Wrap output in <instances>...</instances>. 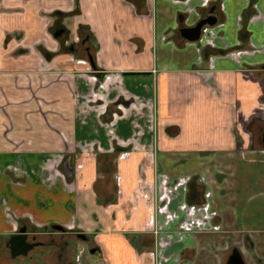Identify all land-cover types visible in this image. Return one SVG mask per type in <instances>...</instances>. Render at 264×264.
Returning <instances> with one entry per match:
<instances>
[{"label": "crops", "instance_id": "1", "mask_svg": "<svg viewBox=\"0 0 264 264\" xmlns=\"http://www.w3.org/2000/svg\"><path fill=\"white\" fill-rule=\"evenodd\" d=\"M210 4L217 25L200 42L183 40L181 17L191 27ZM76 5L67 28L89 36L95 67L83 55L27 73L12 49L43 37V12ZM0 7L13 12H0V264H10L7 241L20 225L35 233L45 264H69L76 233L94 244L87 264H226L232 248L264 264V148L237 126L264 119L255 77L264 70V0ZM205 46L218 51L208 65Z\"/></svg>", "mask_w": 264, "mask_h": 264}, {"label": "flooded vegetation", "instance_id": "2", "mask_svg": "<svg viewBox=\"0 0 264 264\" xmlns=\"http://www.w3.org/2000/svg\"><path fill=\"white\" fill-rule=\"evenodd\" d=\"M26 1H30V0H26ZM0 2H1V0H0ZM210 10H213V15H215L217 7L214 4H210L208 6V8L200 15V18L198 20L208 17L210 15ZM78 11H79V7H78V5H76L75 8L72 10V12L62 11L60 9H56V10L54 9L51 12H43V16L47 19V23L43 28V35H44L43 37H49V39L53 40L55 42V44L57 43L56 44L57 49L55 48L53 50L48 51L46 48H48L49 46L47 45L46 40L43 37H40L33 44L30 45V47H29L30 51L29 52L27 50H25L26 45L25 46H18V47H14L12 49L13 55L18 54V55L25 56L27 54H30L32 52L31 50H33L37 55L42 56L45 59V61H48V62L52 61L54 58L62 57L64 54L67 55V54H75V53L76 54L82 53L84 56L88 57V59H89V57L92 55H90V53H89V48L85 46L86 43L88 42L89 36L82 31L81 32L76 31L77 32L76 33V32L70 31L67 28L68 19L78 15L79 14ZM0 12L1 13H13L12 9H7V8H3V7H0ZM181 19H182V23H181V26L179 27V29L181 27H187L183 24V23H185V17L182 16ZM215 25H217V24L215 23ZM214 26H212V27H214ZM212 27H207L206 29H210ZM71 34H72V39L70 38ZM203 34H204V32H203ZM203 34H202L201 38L204 36ZM23 36H24V34L22 32H21L20 36H16V37H14V35H12V34H8L6 36L4 42H3L4 49H9L12 41L13 42L21 41V39H23ZM201 38H200V40H201ZM200 40L197 42H200ZM64 41L67 42L66 47L63 45ZM197 42H195V43H197ZM11 46H12V44H11ZM245 47H246L245 45L241 44L238 47H236V46L233 48L231 47V49H229V50L241 51ZM63 51L65 53H63ZM217 52H218L217 48H210L209 46H205L203 48V53L205 55L204 58L207 59L206 60L207 65H208L209 57H211L213 54H216ZM60 55H62V56H60ZM255 77L262 80L263 88H264V70L257 69V74L255 75ZM261 101H262L261 103L264 104V98H261ZM132 103H133L132 100L124 102L121 99H118L115 102V105L118 107L122 106V104L129 106ZM241 128L249 135L252 146L256 145V146H260V147L264 148V119H262L258 116H254L245 124V126L242 125ZM235 133H237V131H235ZM123 151H125V150H123ZM204 190L207 191V188H205ZM203 206H204V204L196 205L197 208H201ZM213 216L215 217L214 219H216L217 215H213ZM217 225L218 226L217 227L215 226V228L219 227V223ZM23 227H26V233L28 235L27 241L29 243H35L36 246L39 245V243H37V241H36V238L34 235L35 233L32 234L31 237H29L30 231L28 230L27 225H20L19 228H17L16 232L18 233L19 230ZM215 230H217V229H215ZM32 232H35V231H32ZM17 233H15V234H17ZM81 235H84V234L83 233H76L77 239H80L79 241L83 242V243L87 242L88 248H89V253H91V250L94 249V244L92 242H89V239L85 235L84 236L86 239H83L81 237ZM81 248L82 249L79 252L84 251L82 246H81ZM235 249L236 248H232L230 250L228 256L226 257V261H225L226 264L230 261L229 257H230V255H232V253ZM239 253H240V251H239ZM80 255H81V253H79L78 256H80ZM242 259H243V257H242ZM79 262H80V259H76V263L79 264ZM243 262H244V264H246L244 259H243Z\"/></svg>", "mask_w": 264, "mask_h": 264}, {"label": "rangeland", "instance_id": "3", "mask_svg": "<svg viewBox=\"0 0 264 264\" xmlns=\"http://www.w3.org/2000/svg\"><path fill=\"white\" fill-rule=\"evenodd\" d=\"M164 11H165L164 8H162L160 10V14L162 16H163ZM160 19H165V17L160 18ZM192 19H194V18H192ZM205 30L206 29H204L203 31L205 32ZM70 38L72 39V34L70 35ZM44 39L46 40V43L49 46L48 48L45 47L48 51L49 50H53V49L56 48V44L57 43L55 44V42L53 40L49 39V37H44ZM63 45L66 47L67 46V42L64 41L63 42ZM29 47H30V44L27 43L26 46H25V50H27L28 52L30 51L29 50ZM31 51L32 52L30 54H27V55L24 56L25 57L24 58L25 59L24 62H25L26 67H27V70H26L27 73L33 72L31 70L32 68L33 69H37V70H39V68H42V69L46 68V70H50V69L58 70V69H61L62 66L65 68L64 63H65L66 60H69L70 61V60H73L74 58H80L81 59V57L83 56L82 53H78V54H76V53L75 54H67V55L64 54L63 56L60 55L62 57H58L59 59L58 58H54L52 61H49L48 62V61H45V59L42 56L37 55L33 50H31ZM64 51H63V53H65ZM84 57H85V61L87 62V64H90L89 61H88L89 60L88 57H86V56H84ZM92 58H93V55H92ZM93 62H94V59H93ZM20 63L23 65L22 62H20ZM32 99L34 100V98L31 97V100ZM152 100H154L153 105L155 106L156 105V101H155V99H152ZM27 126H29V125H26L25 126V129H22V130L23 131H26V132L31 131L29 129L30 127H27ZM237 126L239 127V132H240L241 126L240 125H237ZM11 127L13 128V125H11ZM154 128H155V126H154ZM153 132H154V130H153ZM255 147H257V146L255 145ZM198 157L199 156H195V160H198ZM191 158H192V156H191ZM194 164H195L194 161L191 160V167H193ZM11 171H13V169L10 170V171H8L7 173L11 174L12 177L14 179H16V181H19L20 182L21 179H23L22 177L16 178V176H15L16 173H11ZM41 206H43V205H40V207ZM4 238L6 239L7 237H4ZM79 240L80 239H77V238H73V240H69L70 245L65 250L66 251V256H67V258L69 260L68 263L69 264H77L76 263V259H80L79 264H87L88 260H90V261L97 260V258L94 255H91L89 253L88 243L87 242H84L83 243V242H80ZM77 242L79 244H77ZM76 244L79 247H77ZM81 246L83 247L84 251L81 252V255L80 256H78L79 253H80L79 251L82 249ZM37 248L38 247L33 248L28 253L27 256H19L17 258H11V257L8 258V256H6V259H8V261H10V264H45V262H43L41 260V258L39 257V254L37 253ZM48 251H50V249H48ZM65 251H64V253H65ZM61 254H63V253H61ZM0 255H1V252H0Z\"/></svg>", "mask_w": 264, "mask_h": 264}, {"label": "water", "instance_id": "4", "mask_svg": "<svg viewBox=\"0 0 264 264\" xmlns=\"http://www.w3.org/2000/svg\"><path fill=\"white\" fill-rule=\"evenodd\" d=\"M216 23V17L213 15V10H210V15L206 18L198 20L191 27H181L178 32L180 37L188 43H195L200 40L203 30L207 27H212ZM89 63L91 67H95L92 56L89 57ZM54 230L63 231V228L59 225L52 226ZM83 239H86L84 235H81ZM28 235L26 233V227L19 230L17 234L11 235L7 241V247L12 258L19 256H26L28 252L36 246L35 243H29L27 241ZM93 252V250H92ZM91 252V253H92ZM227 264H244L241 254L235 249L229 257Z\"/></svg>", "mask_w": 264, "mask_h": 264}, {"label": "trees", "instance_id": "5", "mask_svg": "<svg viewBox=\"0 0 264 264\" xmlns=\"http://www.w3.org/2000/svg\"><path fill=\"white\" fill-rule=\"evenodd\" d=\"M135 9L137 10V12H138L139 14H142V13H143V12L140 13V10H139L137 7H136ZM144 12H146V11H144Z\"/></svg>", "mask_w": 264, "mask_h": 264}, {"label": "built area", "instance_id": "6", "mask_svg": "<svg viewBox=\"0 0 264 264\" xmlns=\"http://www.w3.org/2000/svg\"><path fill=\"white\" fill-rule=\"evenodd\" d=\"M83 252V251H82ZM81 253V252H80Z\"/></svg>", "mask_w": 264, "mask_h": 264}]
</instances>
